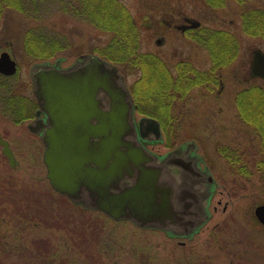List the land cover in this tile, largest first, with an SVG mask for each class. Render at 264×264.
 <instances>
[{"label":"rangeland","instance_id":"374dc122","mask_svg":"<svg viewBox=\"0 0 264 264\" xmlns=\"http://www.w3.org/2000/svg\"><path fill=\"white\" fill-rule=\"evenodd\" d=\"M121 2L139 27L141 51L154 52L169 63L185 59L202 70L211 65L208 52L195 38L190 39L175 29V25L185 23L184 17L200 22L203 27L231 31L240 42L235 63L223 73L221 92L220 87L213 92L193 88L187 99L175 102L178 140L172 147L164 133V142L154 149L160 155L173 149L175 156L181 153L194 168L196 162L200 163L201 187L185 181L179 183L190 185L201 196L200 204L193 207L200 216L195 221L200 230L190 237L181 231L177 233L180 238H171L160 228H142L130 219L116 222L98 211L83 210L85 207L72 206L68 200L59 201L51 194L49 197L45 148L40 139L29 133L26 123L16 125L0 118V135L11 141L18 161L16 167H10L0 146V197L1 190L9 189L32 190L35 196L41 193L45 195L46 205L64 212L59 220L67 223L66 229L48 230L43 225L38 228L29 225L28 230L21 227L18 230L19 220L10 218L0 205V264H264V227L254 215L255 208L264 204V175L258 168L262 152L254 129L242 123L235 104L238 90L250 83L264 87V80L250 79L247 74L252 53L264 52V38L245 35L242 25L243 13L255 8L264 10V0H226L221 8L210 7L204 0ZM59 7L58 3L46 11L42 9L40 19L7 11L0 23V53L8 51L17 62L14 84L28 89L31 96L32 72L41 65L59 62L67 68L83 55L101 57L97 50L112 38V33L68 15L58 10ZM33 26L45 34L46 40L60 39L64 49L48 60L29 59L23 37ZM160 39L161 43H157ZM122 75L131 86L140 73ZM181 146L189 151L182 152ZM223 147L238 150L241 155L238 165L233 166L221 155ZM192 153L200 156L201 162L192 158ZM242 166H245L243 172ZM209 177L216 184L210 199L207 198ZM70 217L73 219L71 238ZM42 239L45 241L40 244L38 241Z\"/></svg>","mask_w":264,"mask_h":264},{"label":"water","instance_id":"95a60500","mask_svg":"<svg viewBox=\"0 0 264 264\" xmlns=\"http://www.w3.org/2000/svg\"><path fill=\"white\" fill-rule=\"evenodd\" d=\"M17 72L10 53H1L0 74L14 76ZM118 72L115 65L96 55L82 56L65 71L41 66L32 72L38 112H45L49 120L42 135L47 178L73 202L115 220L131 219L142 227L160 228L167 220L183 223L190 211L197 221L200 216L193 207L201 196L196 189L179 185L173 177L171 195L160 193L158 183L163 169L166 173L165 166L141 144L131 124L133 100ZM252 72L264 79V53L260 50L254 51ZM144 124L154 129L155 138L148 140L162 139L159 123L152 118L140 120L142 139H146ZM0 143L14 166L9 144L1 139ZM189 197L195 200L191 205L185 203L191 202ZM254 214L264 226V204Z\"/></svg>","mask_w":264,"mask_h":264},{"label":"trees","instance_id":"16d2710c","mask_svg":"<svg viewBox=\"0 0 264 264\" xmlns=\"http://www.w3.org/2000/svg\"><path fill=\"white\" fill-rule=\"evenodd\" d=\"M204 1L214 8H221L226 3V0ZM58 3L61 5L58 10L85 19L99 29L112 33L110 42L97 51L104 59L118 65L124 73L141 72V77L130 86L131 93L138 103L141 102L139 88L142 90L140 93L144 97L143 103L148 106L147 112L160 121L167 140L173 147L179 136L175 129L178 120L176 117L167 116V113L170 112L175 95L172 91L177 84H174L166 69L156 65L159 60L154 55L141 52L139 27L121 0H0V23L7 11L19 13L29 19L35 17L40 19L42 9L46 11ZM242 19L245 35L264 38V10L258 8L247 10L243 13ZM36 27L27 29L23 37L25 54L29 59L48 60L64 49L60 45V39L46 40L45 34ZM192 36L198 44L208 49L213 68L207 72H200L189 64L188 74L185 76L181 72L176 83L181 81L188 83L187 90L216 85L217 71L235 62L240 42L236 36L215 29L199 28ZM15 79V76L6 77L0 74V118L19 125L33 118L37 103L35 98L28 94V89H22L14 84ZM151 104L158 106V109L152 108ZM236 104L242 123L254 129L259 138L262 159L258 162V168L264 175V87L251 84L240 90L236 95ZM171 124L173 128L169 126ZM226 157L230 164L238 165L239 161L234 155ZM243 169L245 166L240 168L241 172Z\"/></svg>","mask_w":264,"mask_h":264},{"label":"flooded vegetation","instance_id":"af4514ba","mask_svg":"<svg viewBox=\"0 0 264 264\" xmlns=\"http://www.w3.org/2000/svg\"><path fill=\"white\" fill-rule=\"evenodd\" d=\"M184 21H185L184 24L175 25L176 26L175 29L181 31L183 34H186L188 36V38H190V39L193 38L192 34H194L195 31L198 30L199 28L212 29V28L203 27L201 25V23L200 24L195 23L196 25H194L193 24L194 21H192V19H190L188 17H184ZM214 29H212V30H214ZM215 30H217V29H215ZM217 31H225V32L235 36V34H233V32H231V31L222 30V29H219ZM157 43H161V39L157 40ZM200 46L208 52V55H209L208 58H210L211 65H210V68H208L207 70L198 69L197 67L195 69H198L200 72H207V71L212 70V68H213L212 59H211V56H210L208 49L204 48V46H202V45H200ZM239 48H240V45H239ZM3 52H5V51H3ZM144 53H150V54L154 55V57H156L159 60V62L156 63V65H158V67L160 66L161 69H164V70L166 69L168 71V74L170 75V77L175 82L174 84H177L175 89L172 86L171 90L174 89L172 92H173V95L174 94L175 95L173 98V102L170 106V112L167 113V116L177 117L178 115L176 114L177 113L176 112V106L174 103L177 101H184L185 98L187 99V97L190 94V92L192 91V89L187 90V89H189L188 83H184V81L176 83V79L179 78V75L181 74V72L185 76L188 74L189 64H192L194 67H195V65L192 62H190L189 60H185V59L180 60L177 63L173 64V63H169V62L165 61L161 56H159L158 54H156L154 52H144ZM238 55H239V53H238ZM253 55H254V52L252 53L251 61L249 62V66H248L249 67L248 71H247L248 78L260 79V78H255L253 75V72H252ZM79 60H81V58ZM234 63L235 62H233V64ZM233 64L229 65L228 67L219 69V71H217V74H218L217 80L218 81H217V84L215 83L216 85H212V86L207 87V88L205 86H201V87H197V88H204V89H207L208 92H213L215 89H217V87H220L221 89L219 92H221V90L223 88V80H222L223 73H224V71L229 69ZM41 66L46 68V69L57 68V69L63 70V71L71 68V67L63 68L59 62H56L55 64L48 63V64L41 65ZM139 73H140V76H139V78H140L141 72H139ZM38 74H41V72ZM251 84L252 83H250L248 86H250ZM242 89H244V88H242ZM242 89H240V90H242ZM240 90H238L236 92L235 98H236L237 93ZM140 92H142V90L139 88V101H141V102H138L139 104L137 103L136 98L134 96H132L133 97V99H132L133 100V111H132V114L130 115L131 121H132L131 124H133V126L135 127L137 134H138V138L140 139L141 144L145 147V149H147L150 153L154 154L157 157V162L159 164H164V166H165L166 173L164 172V169H163V172L160 173L161 176L159 178V183H158V188H159L160 193L171 195V190L173 189V183L170 180H174L175 177L180 181V183L184 182V181H190V182L195 183L194 185H196L197 187L198 186L201 187L203 184V182H202L203 181V176H202L203 172H202V169H201L199 162L198 163L196 162V165H195L196 170H195L192 163L186 162L184 160V158L182 157L181 153L178 156H175L173 149L169 150V152H167L164 155L158 154L154 150L155 146L159 143H162L163 140L162 141L148 140V139H154L155 138V134L153 132L154 129L152 128V126H150L148 124H144V126H143V132H144V135L146 136V139L141 138L140 125H139L140 120L143 118H146V119L147 118L155 119V118L152 117L149 112H147L149 110V109H147L148 106L145 105V103H143L144 97L141 95ZM235 104H236V99H235ZM151 106L154 109H158V106H155L153 104H151ZM236 107H237V104H236ZM38 111H39V109H36L33 118L25 120L24 122L21 123V125L22 124L24 125L26 123V127H27L26 129L29 131V133L38 137L40 139L41 143L43 144L44 148H45V144H44L42 135L46 131V129L49 127V120H48V117H47L45 112L42 111L39 114ZM238 116H239V111H238ZM7 122L13 124L10 121H7ZM158 123H159L160 130L162 133L163 128L161 126L160 121H158ZM169 126L172 127V124ZM0 139L6 141L9 144V147H10L11 151L13 152L15 165L11 166L10 160L8 159V157L3 152L4 151L3 145L0 143V146L2 147V150H3L2 151L3 155L7 159L6 161H8L10 167H16L18 164V161H17V158H16L15 153L13 151V148L11 147V141L7 140L2 135H0ZM191 147L193 149V148H195V145L194 146L192 145ZM180 149L184 153L189 151V148H186V146L185 147L181 146ZM220 150H221V152H220L221 155L224 156L226 159H227L226 155L232 154L237 158L236 160H238L240 162L241 155L238 152V150H232V149L230 150V148H228V147H226V148L223 147ZM260 151H261V148H260ZM192 158H197V160L200 159V162H201V157L195 155L194 153H192ZM157 167H161V166L159 165ZM174 167L177 169V171H175ZM47 180H48V178H47ZM208 181L209 182L211 181L209 186H208L209 189H208V195H207V198L210 199L216 191V184H214L212 182L210 177L208 178ZM48 182H49V180H48ZM127 183L129 185L132 184L131 181L130 182L128 181ZM49 185L51 187V191L50 192L47 191L48 193L46 192V194H48V195L51 194L52 196L57 197V199H59V201H60V198L63 200H68L69 203L73 206V200L72 199H69V197L67 198V196L59 193L58 190L56 191L52 187L50 182H49ZM9 187H11V186L9 185ZM2 194H3V196L0 197V205L4 206L3 207V208H5L4 213H7L10 218H17L19 220L18 223H16L18 230L20 229V227L28 230L29 225H32L36 228L43 225L44 227H47L48 230L49 229H52V230H54V229L55 230L66 229L67 223H62L59 220L60 219L59 217L64 215V212L61 213V212H59V210L57 211L56 206L46 205V202H44V199H43V198H45V195L39 193L40 195L35 196L34 191H32V190H19V189H9L6 191L1 190V195ZM181 195H183V194L181 193ZM49 197H50V195H49ZM190 199H191V202L186 201L185 203H187L188 205H191L195 201L192 198H190ZM200 202H198V200H196L197 204H194V205H198V204H200ZM83 210H85V209H83ZM188 214H189L188 219L186 221H183V223H185V224H183L182 222H174L172 220H170V221L167 220L164 224L161 223L158 227H160V229L166 230L167 234H169L171 238H180L177 235V233H179L181 231L185 232L186 236H192L193 235L192 233H194V234L198 233L200 228H199V226H197V224L194 223L195 221H194V218L192 216V213H190V211H189ZM3 217L4 216H2L1 218H3ZM69 219H70V221L68 222V224L70 226L69 235L71 238L73 236V234H72L73 233V230H72L73 229V227H72L73 219H72V217H70ZM43 240L45 241V239H42L38 242L40 244H42V242H44ZM49 240H48V242H49Z\"/></svg>","mask_w":264,"mask_h":264}]
</instances>
